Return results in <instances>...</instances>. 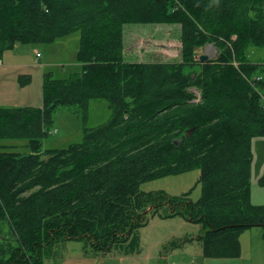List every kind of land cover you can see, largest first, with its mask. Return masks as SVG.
Returning <instances> with one entry per match:
<instances>
[{
	"label": "trees",
	"instance_id": "16d2710c",
	"mask_svg": "<svg viewBox=\"0 0 264 264\" xmlns=\"http://www.w3.org/2000/svg\"><path fill=\"white\" fill-rule=\"evenodd\" d=\"M125 24L179 25L181 60L126 62ZM72 34L81 72L44 73L41 107L0 106V140H26L29 150L0 151V264H42L59 240L131 253L135 231L155 215L203 223L196 238L205 257L238 256L239 234L264 228V205L250 198L264 63L248 57L264 48V0H0V58ZM207 44L218 56L200 62L195 51ZM29 82L18 78L20 87ZM92 99L108 103V120L84 126L78 143L42 152L54 112L77 107L85 124ZM196 169V202L140 191Z\"/></svg>",
	"mask_w": 264,
	"mask_h": 264
},
{
	"label": "rangeland",
	"instance_id": "374dc122",
	"mask_svg": "<svg viewBox=\"0 0 264 264\" xmlns=\"http://www.w3.org/2000/svg\"><path fill=\"white\" fill-rule=\"evenodd\" d=\"M180 26L177 24H125L123 26V44L124 60L140 63H168L179 62L181 60V42H180ZM77 47V34H72L63 38H59L50 44H40L37 46L19 45L18 50H7L4 53L5 60L24 61L26 63L35 60V48L41 54L39 57V66H44L41 73H51L54 78L67 79L80 73V69L76 66L77 61L74 59V51ZM21 50V51H20ZM39 54V56H40ZM195 58L199 60L200 56H205L207 60L215 59L218 51L213 44H207L195 51ZM251 61L256 63H264V48L251 49L248 53ZM62 66H65L64 68ZM36 73V72H35ZM33 82L37 89L42 85L41 77L38 74ZM264 81L258 83L257 89L261 92L264 90L262 86ZM38 91L36 90L37 96ZM33 104L38 101L33 98ZM42 104V92L39 106ZM87 119L85 124L82 121V114L79 113L77 107H61L56 110L52 116L53 124L50 128V134L43 140L42 152L52 149H61L82 140L83 128H95L105 123L110 116L109 105L105 100L92 99L89 101L87 110ZM264 138L256 136L252 139V165L250 177L251 203L264 205V150H259L257 140ZM257 139V140H256ZM0 151H11L20 154L29 153L26 140H0ZM200 172L198 169L182 173L179 175L167 176L146 182L140 186V191L144 193H163L169 197H181L188 195L192 202H196L201 195V187L197 183ZM263 180V181H262ZM186 205V203H184ZM166 209V208H165ZM164 207L160 209V213L165 212ZM150 208H148V211ZM203 223L189 222L179 217L161 219L157 215L153 218L148 216L147 225L139 228L135 232L140 240L144 242L145 250H149L148 254L152 255L154 246L169 236H179L183 232L190 235H198L202 232ZM251 231L245 230L238 236V241H249L251 239L250 232L264 233V228L252 227ZM3 235H7L6 228L2 231ZM247 243V242H245ZM178 244V243H177ZM176 240H169L167 245L162 248L169 251L177 245ZM248 244V243H247ZM161 246V245H160ZM245 247V246H244ZM157 247L155 251H159ZM160 248V251H162ZM127 248L120 245L112 246L109 252L95 251L91 245L84 240H59L51 243L43 253L42 264H137L121 262L120 257L123 256ZM129 249V248H128ZM131 252V251H130ZM258 254L263 255L264 249ZM144 254V252L142 253ZM147 254V255H148ZM177 256V255H176ZM181 258H187L180 255ZM256 257V256H255ZM211 260V259H210ZM213 263L217 261L212 260ZM255 260L248 264H254ZM264 259L261 258V262ZM138 264H146L145 257L141 258Z\"/></svg>",
	"mask_w": 264,
	"mask_h": 264
},
{
	"label": "crops",
	"instance_id": "0c3cea01",
	"mask_svg": "<svg viewBox=\"0 0 264 264\" xmlns=\"http://www.w3.org/2000/svg\"><path fill=\"white\" fill-rule=\"evenodd\" d=\"M18 46L16 45L13 49L18 50ZM77 47H78V35H77ZM76 50L74 51V59H76ZM13 49L11 51H13ZM21 51V50H20ZM35 52V60L33 62L26 63L24 61H15V60H5L4 53L0 58V106L2 107H41L42 104L39 106V101L41 100V85L34 87V80L36 78V74L38 76L43 77V73H41L40 68H44V66H39V57L41 58L40 52H38L37 48L34 50ZM37 54L40 56H37ZM76 67L82 70V66L79 62H77ZM63 68L65 66H62ZM36 72V73H35ZM29 76L30 82L23 87L18 85V78L20 76ZM258 78L259 75H257ZM264 81L262 78L260 79L259 83ZM42 84V82H41ZM258 86V84H257ZM264 90V85L262 86ZM36 90L38 91L37 96ZM264 94V91L262 92ZM33 98H35L38 103L33 104ZM264 137V136H263ZM257 140V139H256ZM257 147L259 150H264V138H260L257 140ZM253 151V149H252ZM253 161V160H252ZM262 174H264V168H262ZM251 198V192H250ZM257 205V204H255ZM179 216L171 217V219L176 218ZM181 217V216H180ZM153 218V217H152ZM182 218V217H181ZM162 219V218H161ZM169 219V218H167ZM184 219V218H183ZM190 222V221H189ZM254 228V227H253ZM251 231V229H248ZM251 239L249 241H239V255L233 258H208L205 257L203 254V247L202 243L196 237L198 235H190L189 233L183 232L181 235L177 236H169L164 238V240L157 243V246H154V252L152 255L148 254L149 250H145L147 246H145L144 242L139 240V244L136 250L131 253H126L125 251L123 256L120 257L121 262L127 263H137L140 261L141 258L145 257L146 264H216L213 263L212 260L217 261L218 264H248L255 260L254 264H259L257 261L261 262V258L264 259L260 254L261 249H264V233L261 237L259 232H250ZM241 234V233H240ZM140 239V238H139ZM176 240V246L170 248L169 251H164L163 246L167 245L168 241ZM247 242V243H245ZM161 245V246H160ZM245 246V247H244ZM157 247L162 248L160 251H155ZM94 249V248H93ZM112 249V248H111ZM110 249V250H111ZM148 249V248H147ZM95 251H100L96 250ZM108 251H101V252H109ZM144 252V254H142ZM148 254V255H147ZM180 255H185L187 258H181ZM177 255V256H176ZM256 256V257H255ZM211 259V260H210ZM264 264L263 262H261Z\"/></svg>",
	"mask_w": 264,
	"mask_h": 264
},
{
	"label": "water",
	"instance_id": "95a60500",
	"mask_svg": "<svg viewBox=\"0 0 264 264\" xmlns=\"http://www.w3.org/2000/svg\"><path fill=\"white\" fill-rule=\"evenodd\" d=\"M199 60H200V62H205L207 60V58L205 56H200Z\"/></svg>",
	"mask_w": 264,
	"mask_h": 264
},
{
	"label": "built area",
	"instance_id": "2783aa9c",
	"mask_svg": "<svg viewBox=\"0 0 264 264\" xmlns=\"http://www.w3.org/2000/svg\"><path fill=\"white\" fill-rule=\"evenodd\" d=\"M37 56H39V55L37 54ZM257 80H259V78H257Z\"/></svg>",
	"mask_w": 264,
	"mask_h": 264
}]
</instances>
